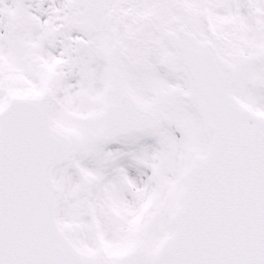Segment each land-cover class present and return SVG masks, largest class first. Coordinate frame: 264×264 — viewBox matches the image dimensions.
<instances>
[{"label": "snow or ice", "instance_id": "obj_1", "mask_svg": "<svg viewBox=\"0 0 264 264\" xmlns=\"http://www.w3.org/2000/svg\"><path fill=\"white\" fill-rule=\"evenodd\" d=\"M0 264H264V0H0Z\"/></svg>", "mask_w": 264, "mask_h": 264}]
</instances>
